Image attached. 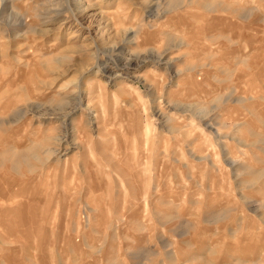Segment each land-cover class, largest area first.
Masks as SVG:
<instances>
[{
  "label": "rangeland",
  "instance_id": "1",
  "mask_svg": "<svg viewBox=\"0 0 264 264\" xmlns=\"http://www.w3.org/2000/svg\"><path fill=\"white\" fill-rule=\"evenodd\" d=\"M0 264H264V0H0Z\"/></svg>",
  "mask_w": 264,
  "mask_h": 264
},
{
  "label": "bare ground",
  "instance_id": "2",
  "mask_svg": "<svg viewBox=\"0 0 264 264\" xmlns=\"http://www.w3.org/2000/svg\"><path fill=\"white\" fill-rule=\"evenodd\" d=\"M188 4H190V3H188ZM205 7H206V6H205ZM205 7H203V8H205ZM82 8H83V7H82ZM219 8H220V7H219ZM224 9H225V8H224ZM226 9H227V8H226ZM228 9H229V8H228ZM208 10H209V8H208ZM208 10H207V11H208ZM214 10H215L216 12H218L215 8H214ZM210 11H211V10H210ZM219 11H220V10H219ZM222 11H223V10H222ZM208 12H209V11H208ZM81 13H82V12H81ZM210 13H212V12H210ZM156 17H157V16H156ZM199 19H200V18H199ZM193 20H194V19H193ZM194 21H195V20H194ZM237 21H238V20H237ZM215 22H216V21H215ZM193 24H194V23H193ZM200 24H201V21H200ZM139 27H140V26H139ZM192 27H193V26H192ZM140 28H141V27H140ZM198 28H199V27H198ZM129 29H130V28H129ZM193 29H194V27H193ZM188 30H189V29H188ZM195 30H196V28H195ZM124 31H126V29H124ZM127 31H128V30H127ZM191 31H192V30H191ZM187 32H188V31H187ZM193 32H194V31H193ZM156 33H157V32H156ZM195 33H196V32H195ZM126 34H127V33H126ZM136 34H138V33H136ZM136 34H135V35H136ZM129 35H130V34H129ZM133 35H134V34H133ZM133 35H132V36H133ZM132 36H131V37H132ZM126 37H127V36H126ZM137 37H138V36H137ZM189 38H191V37H189ZM127 39H128V38H127ZM134 39H135V38H134ZM152 40H153V39H152ZM128 42H129V41H128ZM155 42H156V41H155ZM157 42H159V41H157ZM121 43H122V42H121ZM180 44H181V43H180ZM182 45H183V44H182ZM119 46H120V45H119ZM157 46H158V45H157ZM184 46H185V45H184ZM152 47H153V46H152ZM160 47H161V46H160ZM179 48H180V47H179ZM163 53H164V52H163ZM162 55H163V54H162ZM160 57H161V54H160ZM161 58H162V57H161ZM161 58H160V59H161ZM246 99H247V98H246Z\"/></svg>",
  "mask_w": 264,
  "mask_h": 264
}]
</instances>
